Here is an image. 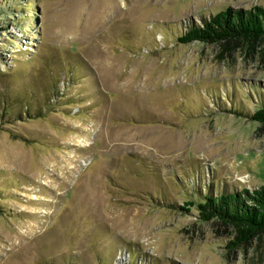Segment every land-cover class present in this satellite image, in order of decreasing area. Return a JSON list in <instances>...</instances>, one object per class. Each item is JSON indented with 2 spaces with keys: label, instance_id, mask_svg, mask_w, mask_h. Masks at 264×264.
Segmentation results:
<instances>
[{
  "label": "rangeland",
  "instance_id": "rangeland-1",
  "mask_svg": "<svg viewBox=\"0 0 264 264\" xmlns=\"http://www.w3.org/2000/svg\"><path fill=\"white\" fill-rule=\"evenodd\" d=\"M254 5L0 0V264H264L197 213L264 187V39L177 40Z\"/></svg>",
  "mask_w": 264,
  "mask_h": 264
},
{
  "label": "trees",
  "instance_id": "trees-1",
  "mask_svg": "<svg viewBox=\"0 0 264 264\" xmlns=\"http://www.w3.org/2000/svg\"><path fill=\"white\" fill-rule=\"evenodd\" d=\"M264 39V6L248 9L225 8L199 24L190 25L177 37L181 43L194 40L226 45L234 40L254 41ZM249 117L264 125V106L257 108ZM188 202L187 205H190ZM182 209H187L180 206ZM198 217L207 221L216 219L231 226L232 238L226 247L245 248L255 237L264 235V187L239 191H223L205 194L197 205ZM131 258V257H129Z\"/></svg>",
  "mask_w": 264,
  "mask_h": 264
}]
</instances>
